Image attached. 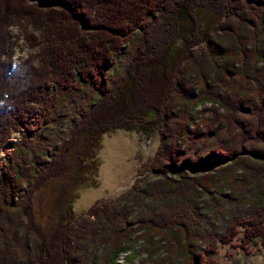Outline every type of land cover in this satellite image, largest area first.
<instances>
[{"label": "trees", "instance_id": "trees-1", "mask_svg": "<svg viewBox=\"0 0 264 264\" xmlns=\"http://www.w3.org/2000/svg\"><path fill=\"white\" fill-rule=\"evenodd\" d=\"M12 28L30 51L11 69L2 57ZM86 91L87 104H77ZM66 118L63 138L40 137ZM116 129L158 131L151 166L162 174L76 218L79 190L98 185L102 137ZM212 155L228 164L191 176ZM238 170L261 193L223 194L248 204L221 211L214 235L232 244L242 228L237 246L248 252L264 248V0H0V264H115L130 247L122 212L131 198L159 188L170 194L164 204L187 207L197 186L207 196ZM173 215L135 221L167 237V259L220 264L206 256L216 242L201 248L202 232Z\"/></svg>", "mask_w": 264, "mask_h": 264}, {"label": "rangeland", "instance_id": "rangeland-1", "mask_svg": "<svg viewBox=\"0 0 264 264\" xmlns=\"http://www.w3.org/2000/svg\"><path fill=\"white\" fill-rule=\"evenodd\" d=\"M138 40L141 42L142 37ZM10 52L3 59H7L10 68L17 65L21 59L26 58L29 53V48L23 42L22 37L17 39V29L12 28L9 36ZM135 49L134 44L129 45L125 52L118 56L115 60L114 68L110 73V81L113 82L116 77L120 75L125 68L130 53ZM198 50V49H195ZM77 96V95H76ZM75 96V97H76ZM90 95L86 93L76 97L77 104L86 105ZM210 108L209 103L199 105L197 109L207 110ZM77 115V114H76ZM79 116V114H78ZM72 126V119L66 118L60 124H54L47 130L41 132L40 137L45 140L53 135L55 137L63 138L65 130ZM160 145L159 132L154 131L144 133L135 129L133 131H125L116 129L114 133L104 134L102 137V147L99 151L100 167L97 175L98 185L94 188H83L79 190V197L73 203L74 217L84 215L88 209L100 199L116 198L123 195L133 188L137 189L158 179L162 171H157L152 168L151 164L155 162L158 157V149ZM228 161L221 160L213 156L205 164L204 170H196L191 172V176L205 177L207 174L215 175L216 170L222 166H226ZM181 169V168H180ZM179 171V170H178ZM177 170L171 168L167 172L168 176L177 177ZM251 173V172H248ZM236 179L232 181L225 180L211 185L210 194L204 192L206 195L200 196L198 191L204 189L201 185L197 186L193 201L187 202V207H181L176 204L167 205L166 196L157 188L153 193L145 195L141 200L132 204V198L122 217H126V236L130 239V247L127 251H122L119 254L115 264H180L182 257L178 253H172V259H167L170 248L167 246V237L156 233L148 227L141 228L135 221V218L141 214L151 213L156 211L162 212L165 210L168 214H174L175 219H184V222L189 224V229H196L198 234L202 232L201 248L204 242L215 241V231L222 223L220 213L231 212L235 209H244L248 203H244L242 199L254 198L256 192L261 193L260 190L253 186L252 181H245L241 177L242 171H237ZM223 179V178H222ZM230 192V193H229ZM241 194L245 198H238L237 200H229L227 197L223 199V194ZM251 200V199H250ZM186 212V213H184ZM160 216V215H159ZM172 216V217H173ZM173 217V218H174ZM175 220V221H176ZM174 223V222H173ZM125 226V225H123ZM167 230L169 235L174 236L176 228ZM179 223L174 224L178 227ZM148 231V232H147ZM242 228H239V234L235 237L232 244H222L218 241L215 243L217 251L215 253H206L207 257L214 258L220 264H264V248L260 245L250 247V251L246 252L241 247L237 246L242 235ZM149 233L151 239L147 236ZM12 239V235H10ZM9 237V238H10ZM100 250L97 252V254Z\"/></svg>", "mask_w": 264, "mask_h": 264}]
</instances>
